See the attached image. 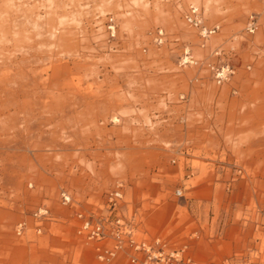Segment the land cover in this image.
I'll list each match as a JSON object with an SVG mask.
<instances>
[{"label":"rangeland","instance_id":"1","mask_svg":"<svg viewBox=\"0 0 264 264\" xmlns=\"http://www.w3.org/2000/svg\"><path fill=\"white\" fill-rule=\"evenodd\" d=\"M144 241L264 264V0H0V264H134Z\"/></svg>","mask_w":264,"mask_h":264},{"label":"built area","instance_id":"2","mask_svg":"<svg viewBox=\"0 0 264 264\" xmlns=\"http://www.w3.org/2000/svg\"><path fill=\"white\" fill-rule=\"evenodd\" d=\"M186 21L193 27H195L200 35L203 38L209 37L211 34L218 30V26H208L203 21V16L201 12L200 6L196 4H191L188 7V10L185 13ZM259 26V18L258 14L252 13L247 22V30L250 33H254ZM109 29L112 34L115 33V25L110 22ZM164 37V30L161 28L156 33V40L159 42L163 41ZM192 56L189 54L188 50H185L183 62H188ZM213 75L217 83H222L223 81L227 80L231 74L234 73L233 68L227 64L220 67L212 66ZM65 203L71 201V196L67 192H63L62 194ZM123 198V190L119 186L116 189L112 190L108 193V200L110 203L117 205L118 201ZM43 210H41L42 212ZM47 211V210H46ZM45 211V212H46ZM80 224H79V232L84 234L88 240L98 241L104 238L107 234L103 224L98 220H92L91 218L85 216L83 212L79 213ZM23 223L20 224V229ZM138 249H143L147 251L146 256H132V262L134 264H179L182 260V252L181 250H172L169 254L165 252H157L151 251V245L146 241L140 242L134 245ZM98 250V246H97ZM115 254L113 250L107 249L105 252L100 253V258L105 259L112 257Z\"/></svg>","mask_w":264,"mask_h":264},{"label":"bare ground","instance_id":"3","mask_svg":"<svg viewBox=\"0 0 264 264\" xmlns=\"http://www.w3.org/2000/svg\"><path fill=\"white\" fill-rule=\"evenodd\" d=\"M186 20V19H185ZM188 23V22H187ZM189 24V23H188Z\"/></svg>","mask_w":264,"mask_h":264}]
</instances>
